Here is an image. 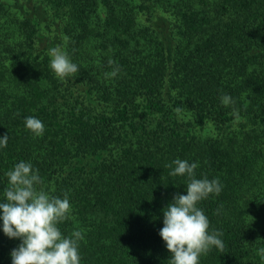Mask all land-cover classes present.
Masks as SVG:
<instances>
[{
  "label": "trees",
  "instance_id": "16d2710c",
  "mask_svg": "<svg viewBox=\"0 0 264 264\" xmlns=\"http://www.w3.org/2000/svg\"><path fill=\"white\" fill-rule=\"evenodd\" d=\"M57 46L79 68L65 80ZM5 134L0 202L6 173L31 163L38 190L67 194L58 227L81 231L80 264H169L163 209L188 183L165 167L175 159L222 189L197 207L225 248L199 264H264V0H0ZM20 243L0 219V264Z\"/></svg>",
  "mask_w": 264,
  "mask_h": 264
},
{
  "label": "clouds",
  "instance_id": "9594fccd",
  "mask_svg": "<svg viewBox=\"0 0 264 264\" xmlns=\"http://www.w3.org/2000/svg\"><path fill=\"white\" fill-rule=\"evenodd\" d=\"M49 56L50 68L59 79L65 80L78 73L77 64L59 46L51 48ZM108 63L111 66L114 61L110 59ZM118 73L119 67H115L104 75L111 78ZM221 102L225 106L235 103L228 95H223ZM233 114L239 118L236 109ZM25 127L35 136H41L45 130L43 122L32 116L25 119ZM8 139L7 134L0 138V147H6ZM173 165L170 175L188 177L187 194H176L163 209V227L159 235L171 254L169 264H199L201 255H206L213 247L221 252L225 248L220 239L223 233L213 230L210 234L209 220L197 207L198 202L210 194L219 195L221 185L218 178L197 179V163L175 159L165 167L172 168ZM6 175L10 186L4 189L5 200L0 202L3 233L10 239L21 240L11 251L12 264H80L78 241L83 239L81 231L64 237L58 227L70 212L67 194L61 199L38 190L36 185L41 184L42 179L28 162H19ZM259 255L264 259V248L259 249Z\"/></svg>",
  "mask_w": 264,
  "mask_h": 264
}]
</instances>
